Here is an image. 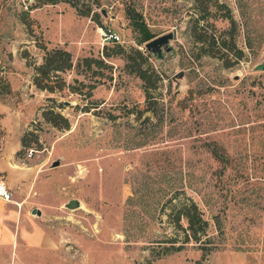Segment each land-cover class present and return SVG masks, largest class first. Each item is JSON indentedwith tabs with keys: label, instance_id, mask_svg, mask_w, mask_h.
<instances>
[{
	"label": "rangeland",
	"instance_id": "1",
	"mask_svg": "<svg viewBox=\"0 0 264 264\" xmlns=\"http://www.w3.org/2000/svg\"><path fill=\"white\" fill-rule=\"evenodd\" d=\"M136 24L172 32L173 50L147 51ZM105 26L118 43L101 42ZM54 48L73 65L48 92L35 67ZM140 62L160 76L150 110ZM261 64L264 0H0V148L25 134L16 157L34 169L0 264H264ZM174 193L207 221L200 242L168 224Z\"/></svg>",
	"mask_w": 264,
	"mask_h": 264
},
{
	"label": "trees",
	"instance_id": "2",
	"mask_svg": "<svg viewBox=\"0 0 264 264\" xmlns=\"http://www.w3.org/2000/svg\"><path fill=\"white\" fill-rule=\"evenodd\" d=\"M58 0H41L44 4L46 3H57ZM86 15V14H85ZM139 26V30L141 32V37L138 39V44H143L146 41L150 40L154 37L145 25L136 24ZM204 43V42H203ZM204 45V44H203ZM202 45V46H203ZM216 42L214 37L211 38L208 42V46L211 48H215ZM224 45V42H223ZM224 48V47H223ZM131 51L136 54L142 61H146L144 54L139 49L131 48ZM215 53V50L214 52ZM130 53L127 54V58L130 59ZM85 65L90 67L93 59L85 58ZM143 62V63H144ZM71 55L66 50L61 48H54L52 50H46L43 58V62L36 66V74L34 76V84L37 88L41 90H47L48 92H54L55 85L51 84V78H57L58 72L64 71L65 69H70L72 67ZM137 75L143 81V88L145 92V102L147 104V108L150 110V104L156 103L153 101L152 90L155 89V83L160 80V76H158L152 68L142 66V63H138L134 70ZM53 76V77H52ZM65 86V83L58 84V89H62ZM43 116L48 119L53 125L60 126V123H57L55 120H51L49 118L50 115H57L64 122L63 127L68 126V122L65 118H63L59 113L53 112V110H43ZM54 118V117H53ZM62 127V126H61ZM21 145L25 143V134L20 138ZM18 154V152H16ZM177 193L172 194L166 202L163 204L161 210L166 215L168 219V224L172 225L174 229H181L183 232V243L189 242L190 239L195 242H200L201 235L205 232L206 227L208 226L207 221L202 217V212L199 209L198 205L191 198H186L185 200H177ZM182 220H185L186 226L182 225ZM174 237V236H173ZM170 242H175L172 238H169ZM172 249H181V246L172 245ZM168 248H165L167 251Z\"/></svg>",
	"mask_w": 264,
	"mask_h": 264
},
{
	"label": "crops",
	"instance_id": "3",
	"mask_svg": "<svg viewBox=\"0 0 264 264\" xmlns=\"http://www.w3.org/2000/svg\"><path fill=\"white\" fill-rule=\"evenodd\" d=\"M20 139L19 142L9 143L5 141V138L1 140V148H0V173L6 178L7 188L11 192V200L5 201L0 198V239L3 241L10 242L13 238V229L16 227V232L18 234L19 231V223L22 221L28 222L27 218H20L19 210L17 209V205L22 206V202L24 201V196L19 194L17 189L28 193L30 191L31 186H29V176L33 173V168L23 166V164L19 163L16 157V152L20 148ZM16 180V188L14 184L9 182V180ZM18 187V188H17ZM12 191H11V189ZM16 189V190H15ZM30 196V195H29ZM16 223H18L16 225ZM12 224V225H11ZM13 228V229H12ZM26 239H34L35 242L41 241V237L38 234H34L33 236H26Z\"/></svg>",
	"mask_w": 264,
	"mask_h": 264
},
{
	"label": "water",
	"instance_id": "4",
	"mask_svg": "<svg viewBox=\"0 0 264 264\" xmlns=\"http://www.w3.org/2000/svg\"><path fill=\"white\" fill-rule=\"evenodd\" d=\"M172 38H173V33L167 32L146 41L144 43V47L147 51L151 52L153 55H156L158 58H161L163 56V51L167 53L173 50V47L170 45V40ZM258 68L264 69V64H261L260 66H258ZM58 164L59 161L56 160L52 163V166L55 167ZM65 207L68 209L79 208L80 207L79 200L72 198L65 204ZM32 213H35L37 215L41 214L40 210H38L37 208H34L32 210Z\"/></svg>",
	"mask_w": 264,
	"mask_h": 264
},
{
	"label": "built area",
	"instance_id": "5",
	"mask_svg": "<svg viewBox=\"0 0 264 264\" xmlns=\"http://www.w3.org/2000/svg\"><path fill=\"white\" fill-rule=\"evenodd\" d=\"M97 32L99 34L100 40L101 42L104 43H118L120 41V35L119 33L108 26L105 27H99L97 29ZM32 154V151H30V153L28 154V156H30ZM11 192L10 190L7 188L5 182L2 180L1 176H0V198H2L5 201H10L11 200Z\"/></svg>",
	"mask_w": 264,
	"mask_h": 264
}]
</instances>
